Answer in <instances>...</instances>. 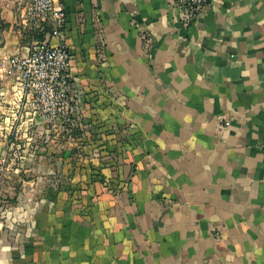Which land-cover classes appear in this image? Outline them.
<instances>
[{
    "label": "crops",
    "instance_id": "obj_1",
    "mask_svg": "<svg viewBox=\"0 0 264 264\" xmlns=\"http://www.w3.org/2000/svg\"><path fill=\"white\" fill-rule=\"evenodd\" d=\"M61 2L79 117L122 148L103 179L57 150L1 219L0 264H264V0L189 27L176 0ZM26 4L0 0V151L53 148L3 66L29 51Z\"/></svg>",
    "mask_w": 264,
    "mask_h": 264
},
{
    "label": "built area",
    "instance_id": "obj_2",
    "mask_svg": "<svg viewBox=\"0 0 264 264\" xmlns=\"http://www.w3.org/2000/svg\"><path fill=\"white\" fill-rule=\"evenodd\" d=\"M211 0H176L175 7L182 26L196 23L203 9ZM67 14L61 0H27L25 22L30 32L27 55L15 56L4 62V70L15 80L19 98L36 116L48 123L47 141L52 144L54 129L65 130L64 137L81 124L74 95L73 77L70 72L72 59L69 47L59 42L52 44L50 32L63 33ZM43 35L44 40L39 36ZM3 168L0 167V174Z\"/></svg>",
    "mask_w": 264,
    "mask_h": 264
},
{
    "label": "rangeland",
    "instance_id": "obj_3",
    "mask_svg": "<svg viewBox=\"0 0 264 264\" xmlns=\"http://www.w3.org/2000/svg\"><path fill=\"white\" fill-rule=\"evenodd\" d=\"M43 142L44 135L41 134L29 145L14 140L16 146L20 145L17 151H0V167L3 168L0 174V221L17 206L19 196L27 195L29 191L34 194V190L39 194L48 185L50 177L56 179L48 174L47 168L59 165L60 151H52L54 156L51 151H38Z\"/></svg>",
    "mask_w": 264,
    "mask_h": 264
},
{
    "label": "trees",
    "instance_id": "obj_4",
    "mask_svg": "<svg viewBox=\"0 0 264 264\" xmlns=\"http://www.w3.org/2000/svg\"><path fill=\"white\" fill-rule=\"evenodd\" d=\"M39 39L44 40V36L40 35ZM90 126V123L84 124L81 122L78 129L72 132L69 137H64L65 130L54 129L52 132V151H57L59 149L68 151L71 155L70 158L72 163L81 162V168L88 167L91 170L97 168L95 171L96 174L100 176V178L102 176L101 179H103L102 171L104 168H107L104 166H106V164H111L106 160H110L112 153L119 151V148H122V145L121 143L116 142L111 134L106 135L107 137L111 136L110 139H107L106 141L101 140L99 141V145H97V135L95 133L93 134L92 130L90 131ZM87 132L89 133L87 134ZM52 151L50 152L51 155H53ZM96 160H98L97 164L94 162ZM85 161H88V163Z\"/></svg>",
    "mask_w": 264,
    "mask_h": 264
}]
</instances>
